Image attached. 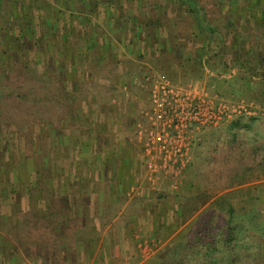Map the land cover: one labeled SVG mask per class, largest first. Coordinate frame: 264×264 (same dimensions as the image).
Masks as SVG:
<instances>
[{"label":"rangeland","instance_id":"1","mask_svg":"<svg viewBox=\"0 0 264 264\" xmlns=\"http://www.w3.org/2000/svg\"><path fill=\"white\" fill-rule=\"evenodd\" d=\"M41 1L50 13L64 8L60 14L66 17L57 19L58 29L54 31L42 19L38 21L39 44L32 43L31 50L22 46V40H17L15 47L0 42V264H14L15 259L29 261L28 252L23 257L19 252L32 247L29 241H43L37 229L31 230L24 220L35 214L29 208L30 201H44L38 217L59 213L58 207H46L48 184L60 187L72 180L78 182L76 169L82 167L84 158L93 166L92 157L86 154L87 146L61 138L70 124L77 126L78 103L82 104L84 97L102 83L111 87L107 80L113 76L115 80L122 67L126 76L134 71L146 75L144 83L157 74L184 79L183 68L176 77L168 65L174 56L162 55L160 46H155L149 36L155 27L147 25L153 21L160 25L161 41H178L185 47L181 50L184 56L189 54L184 66L192 77L186 76L191 79L183 85L204 86L216 95H220L216 91H222L228 102L244 101L247 108L238 128L231 129L234 119L198 137L190 152L189 167L177 185L173 187L172 181L162 175L150 182L153 188H170L167 197L155 206L157 216L166 214L169 218V224L164 221L157 227H166L163 234L170 235V240L143 239L137 257H133L134 264H259L260 251L264 250V38L260 36L258 42L260 31L255 29H264V16L255 15L253 8L247 12L253 0H197L205 9L206 23L213 28L214 33L208 30L205 34L208 40L199 33L185 8L180 9L172 0H112L109 5L101 2L103 9L95 18L76 12L72 18L63 7L64 1L59 5L54 0ZM108 6L110 21L104 20L103 14ZM118 9L127 12L129 18H137L143 27L142 31L138 28V38L137 27L130 29L132 23L121 29L113 25ZM78 17H83L81 22ZM203 45L206 48L201 51V68L195 58H199L197 50ZM150 46L157 49L155 54H151ZM221 55L227 68L219 65L217 58ZM194 63L198 66L193 69ZM131 64L135 65L133 69L128 68ZM86 77L90 84L84 89L82 80ZM147 92L144 88L139 99L144 107L148 106ZM135 196L132 193L131 197ZM179 196L181 203L177 201ZM52 198H61L60 189L53 191ZM201 198L206 200L204 205ZM190 203L199 207L193 219L177 222ZM199 216L206 217L207 224H196ZM230 221L236 240L225 248L223 240ZM208 228L211 247L203 248L201 253L198 250L202 247L190 249L196 242V231L203 230L205 238Z\"/></svg>","mask_w":264,"mask_h":264},{"label":"crops","instance_id":"2","mask_svg":"<svg viewBox=\"0 0 264 264\" xmlns=\"http://www.w3.org/2000/svg\"><path fill=\"white\" fill-rule=\"evenodd\" d=\"M251 8L255 9V15L264 16V0H253L247 12ZM255 31H260L258 42H261L264 29ZM131 67L135 65L128 68ZM123 70L124 67L118 68L115 80L114 76L107 80L111 87L102 83L93 92L88 88L90 92L83 103H78L77 126L70 124L61 138L87 146L86 154L92 157L93 166L84 158L82 167L76 169L78 182L72 180L60 187L48 184L46 207H58L61 213L38 217L44 201H30L29 208L35 216L24 220L31 230L37 229L41 235L38 238L43 241L36 244L29 241L32 247L21 249L19 254L23 257L28 252L30 260L23 263L15 259L14 264H134L133 257H137L143 239L170 240V235L163 234L168 229L157 227L164 221L170 223L169 218L161 214L160 219L155 213V206L167 197L170 188L150 185L146 160L140 155L135 134L136 125L148 107L139 101L146 75L134 71L126 76ZM82 82L84 89L90 84L88 77ZM59 189L61 198H52L53 191ZM132 193L136 194L133 198ZM177 201L181 203V196ZM156 233H161L160 238ZM16 254L15 250L12 257L16 258Z\"/></svg>","mask_w":264,"mask_h":264},{"label":"built area","instance_id":"3","mask_svg":"<svg viewBox=\"0 0 264 264\" xmlns=\"http://www.w3.org/2000/svg\"><path fill=\"white\" fill-rule=\"evenodd\" d=\"M144 87L148 107L135 134L151 183L162 175L174 187L186 172L198 137L246 113L244 101L228 102L204 86L178 85L165 75L149 76Z\"/></svg>","mask_w":264,"mask_h":264},{"label":"trees","instance_id":"4","mask_svg":"<svg viewBox=\"0 0 264 264\" xmlns=\"http://www.w3.org/2000/svg\"><path fill=\"white\" fill-rule=\"evenodd\" d=\"M58 5L60 4L61 1H64V5L63 7L67 8V13L72 17L75 16L76 14H81L84 13L86 14V16H93L95 17H99L100 14V9L101 8V2L109 5L110 2L112 0H54ZM172 2H176L179 5L180 9L185 8L186 13L189 14L194 20H195V25L197 27V30L199 31L200 34H203L205 36V34H207V32H209L208 30H211L210 33H214L213 32V28H211L207 23H206V18L204 17V12L205 9L199 4L200 2H198L197 0H172ZM60 8V6H58ZM110 6H108L107 8H104V12L103 14H106V17H104V20L106 21H110L112 20L111 14H110ZM62 8V7H61ZM64 10L63 9H58V11L55 12H49L50 8L46 7L45 2L42 3L41 0H0V42L4 43L6 46L9 44L11 45V47H15V42H18L19 40H22L21 44L23 47H25L27 50H31L33 49L32 47V43L34 44H39L38 40L40 39L39 35H38V30L37 28V22L40 21L41 19L44 20V24L48 25L50 24L51 28L56 31L58 29V21L57 19H60L61 16L62 17H66V14H60L62 13ZM44 15H42V13ZM120 13V14H119ZM57 16H56V15ZM56 16V17H55ZM130 15L127 14V12H123L122 10L118 9L117 12V16L115 17V23H113V25L119 26V29H121L123 26H129L132 23L131 27H137L136 30V37H139V32L141 29L142 31V26H140L138 24V20L137 18H129ZM51 17L55 20H49L51 19ZM73 18V17H72ZM81 18L83 19V17H78V20L81 22ZM153 21V20H152ZM155 21L151 22L153 25H151V23H149L147 26L148 28L150 27H155L153 29V31H151V36L154 39V44L155 46L159 45L160 48L158 49L159 52L162 55H173L174 58L171 59V61H169L168 65H170L169 67H172L173 70L175 71V76L178 77L180 75V73L183 71V77L184 79L186 78V76H189L188 74L190 73V71H188L189 69H186V66H184V62H185V56L189 54L186 53V55L184 56L183 52L181 50H184V46L180 45L178 41H170V43H166L167 40L161 41L160 40V28L158 29V27H160L159 23H154ZM156 24V25H155ZM121 27V28H120ZM130 28L131 30L134 29ZM139 28V29H138ZM138 32V33H137ZM36 36L37 39H36ZM206 40H208L209 38L207 36ZM18 40V41H17ZM162 42V43H160ZM183 46V47H181ZM17 47V45H16ZM205 46L203 45L202 48H198L197 50V55L199 56L198 59L195 58V62L198 63L199 67L202 68V66H204L202 64L203 62V52L201 53V51L205 50ZM16 49V48H15ZM151 50H153L151 52V54H155L157 52V49H154L152 46H150ZM184 56V57H183ZM217 58V57H216ZM217 59H219V65L224 64V67L226 66V68L228 67L224 57L219 56ZM188 60V59H187ZM235 60V59H233ZM263 60V59H262ZM177 61V62H176ZM189 62V60H188ZM194 63L191 67L194 69L196 68L198 65ZM178 65L177 68L174 69V65ZM216 64V63H215ZM180 65H182L183 67H179ZM208 65H211L208 63ZM213 66V65H212ZM211 66V67H212ZM216 66H213V68ZM183 68V69H182ZM170 69V68H169ZM191 75V74H190ZM165 76H167L165 74ZM189 77H192L189 76ZM173 83L178 84V85H183V83H187V80H190L191 78L188 79H171L169 78ZM263 91V90H262ZM220 94L221 97L226 96L225 93H223L222 91H216ZM229 96L233 95L232 92L228 93ZM262 95V93L260 94ZM264 95V94H263ZM228 96V97H229ZM231 97V96H230ZM241 121L242 118L237 119L236 121L233 122L231 129H235L238 128L241 125ZM233 142L235 141L236 143V136H234L233 138ZM227 150V149H226ZM190 164V163H189ZM189 167V165H188ZM187 167V169H188ZM186 169V170H187ZM200 198V197H199ZM198 198V199H199ZM2 199V196L0 195V201ZM203 200V198H201ZM205 199V197H204ZM197 202V199L195 201V203ZM202 205H204L206 203V200H203ZM185 205V204H184ZM196 204H186L185 207H188L189 209H184L181 212V220L182 222L188 221L190 218L191 220L193 219L194 214L197 212L199 207H196ZM230 212H233V210ZM205 218V220H204ZM207 218L206 217H196L197 223L196 224H201V225H205L207 224ZM235 229H232V221L227 223V233L224 237L225 241L223 240L224 243V247L227 248L232 244V241H235ZM210 230L208 228L207 230V236L205 238H203V235L205 234V232L201 229H199V231H196V234L194 236V240L196 241L193 245H191L189 248L192 249L193 246L194 248H198V247H202L201 250H198L200 253L203 250V248H207L208 246L211 247V245L213 244V240L210 238L209 233ZM262 232L264 233V228L262 229ZM209 248V247H208ZM185 254V253H183ZM199 254V253H198ZM258 255V254H257ZM259 264H264V250L260 251L259 254Z\"/></svg>","mask_w":264,"mask_h":264}]
</instances>
